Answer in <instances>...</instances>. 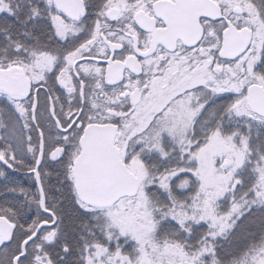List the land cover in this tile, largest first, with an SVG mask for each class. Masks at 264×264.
I'll use <instances>...</instances> for the list:
<instances>
[{
  "label": "snow or ice",
  "instance_id": "obj_1",
  "mask_svg": "<svg viewBox=\"0 0 264 264\" xmlns=\"http://www.w3.org/2000/svg\"><path fill=\"white\" fill-rule=\"evenodd\" d=\"M0 264H264V0H0Z\"/></svg>",
  "mask_w": 264,
  "mask_h": 264
}]
</instances>
